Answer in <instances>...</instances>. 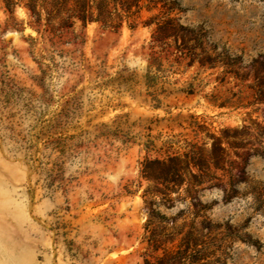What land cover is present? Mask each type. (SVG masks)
Returning a JSON list of instances; mask_svg holds the SVG:
<instances>
[{
  "label": "rangeland",
  "instance_id": "374dc122",
  "mask_svg": "<svg viewBox=\"0 0 264 264\" xmlns=\"http://www.w3.org/2000/svg\"><path fill=\"white\" fill-rule=\"evenodd\" d=\"M124 2L0 0V264H154L152 231L163 229L180 234L175 246L192 232L188 255L202 244L219 264H264V102L252 99L264 98V2L160 0L138 14ZM163 5L177 47L195 48L183 75L187 61L177 75L171 66L186 51L145 27ZM220 54L226 66L209 69ZM149 65L167 73L159 109L142 80ZM165 80L192 81L196 94L164 99ZM224 131L244 147L146 228L140 164L168 140L209 149Z\"/></svg>",
  "mask_w": 264,
  "mask_h": 264
},
{
  "label": "trees",
  "instance_id": "16d2710c",
  "mask_svg": "<svg viewBox=\"0 0 264 264\" xmlns=\"http://www.w3.org/2000/svg\"><path fill=\"white\" fill-rule=\"evenodd\" d=\"M102 1L116 2V0ZM121 1L122 0H117L119 3H121ZM159 1L160 0H125L123 5L126 6V11H130L132 7L136 8L137 12L135 13L138 14L141 10L139 7L140 3H146L147 11L152 12L157 10V5L160 3ZM262 1L264 2V0ZM123 5L121 6L122 9ZM161 8L163 12L160 15L151 18L149 23L145 24V27L155 25L154 34H158L157 36L161 41L173 37L175 39L174 44L176 51L181 52L183 49L186 51V53H181V56L177 57L175 60V66H171L175 69L171 75H177L180 73L179 71L183 62L187 61V64L183 67V72L180 74L183 75V73L189 70L197 60V56L194 54L195 48L187 47L186 44L182 47H177L178 26L176 20L169 18L172 10L169 8L166 9V6L164 5ZM129 29L133 30L134 28L129 27ZM168 34L170 36H168ZM154 38V35H152V39ZM224 59V55L220 54L218 60L215 59L209 64V69H213L216 65L226 66L225 62H223ZM151 67V65L148 66V71H146L142 80L147 89L152 90V94L148 96L150 97L151 102L155 104L153 109H159L161 106V101L158 99L160 95L155 91V87L157 86L159 75H167V73L161 70V65L157 67L155 73L151 72ZM203 67L204 63L199 62V68ZM191 80L193 81V79ZM165 81L166 82L161 83L160 88L161 94L164 95V99L180 95L192 97L196 94L194 89L195 86L192 81L185 83L184 87L181 89L176 88L178 81L173 83L168 80ZM164 87H167V89H164ZM204 99L208 107L215 109H237L239 107L246 108L252 105V103L246 102L245 98L242 100L240 97L237 98L235 102H231V100L224 101L220 98L210 100L209 98L204 97ZM252 99L254 103L264 102V98L261 96ZM200 129L207 130L202 126ZM222 135L225 142H222L211 134L208 135V138L212 141L209 149L206 148V143L199 146L197 143L187 140L183 141L182 144H180L179 141L174 142L168 140L162 144L164 151L161 152L162 149H160L156 152L159 155V158L153 160L146 158L140 164L143 178L152 184L143 196V198L149 201V205L152 209V214L150 215L146 228L152 224L153 218L158 215L157 210L159 208L171 209L177 202H185L186 200L191 199V193L194 192L198 186L213 181L215 179L214 171L222 170L220 163L224 157H226L227 150L230 149L235 151L244 147L242 144L230 142L237 138L235 132L229 133V131H224ZM145 149L146 151H149L147 146ZM194 171L196 173H194ZM173 196L175 198H172ZM202 211H204V209H201V212ZM194 215H196V213ZM160 218L164 219L162 216ZM203 227L205 228V224H203ZM161 233H163V235H157L155 230L152 231L153 245L149 246L151 252L153 254H156L158 251L162 252V257L156 259L154 264H219V258H216V254H206L202 244L198 246L193 245V253L189 255L187 254L189 251L188 244L192 237L191 231L186 233V235L180 240V243L176 246L175 241L178 235H180L179 233H176L174 229L172 232L163 229V232L161 230ZM143 264L151 263L145 260Z\"/></svg>",
  "mask_w": 264,
  "mask_h": 264
},
{
  "label": "bare ground",
  "instance_id": "6f19581e",
  "mask_svg": "<svg viewBox=\"0 0 264 264\" xmlns=\"http://www.w3.org/2000/svg\"><path fill=\"white\" fill-rule=\"evenodd\" d=\"M0 218H1V217H0ZM1 220H2V219H0V223H1ZM0 233H1V229H0Z\"/></svg>",
  "mask_w": 264,
  "mask_h": 264
}]
</instances>
